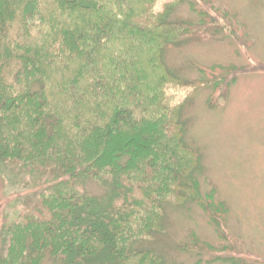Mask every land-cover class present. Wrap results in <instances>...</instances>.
I'll list each match as a JSON object with an SVG mask.
<instances>
[{
    "label": "trees",
    "instance_id": "1",
    "mask_svg": "<svg viewBox=\"0 0 264 264\" xmlns=\"http://www.w3.org/2000/svg\"><path fill=\"white\" fill-rule=\"evenodd\" d=\"M170 11L157 0H7L0 169L29 192L4 219L0 242L16 237L0 264L46 254L56 264H180L150 245L166 207L205 200L169 92L188 82L164 58L193 30ZM208 202L224 217L214 193Z\"/></svg>",
    "mask_w": 264,
    "mask_h": 264
},
{
    "label": "rangeland",
    "instance_id": "2",
    "mask_svg": "<svg viewBox=\"0 0 264 264\" xmlns=\"http://www.w3.org/2000/svg\"><path fill=\"white\" fill-rule=\"evenodd\" d=\"M166 6L171 22L193 30L168 45L164 58L188 82L169 92L184 140L198 151L205 200L166 207L164 233L150 245L180 264H264V0H157V8ZM16 182L0 169V233L16 198L29 192ZM209 192L225 206L224 217L205 205ZM14 236L6 232L0 251ZM43 257L32 264H56Z\"/></svg>",
    "mask_w": 264,
    "mask_h": 264
}]
</instances>
